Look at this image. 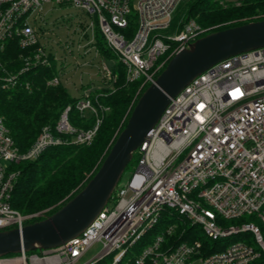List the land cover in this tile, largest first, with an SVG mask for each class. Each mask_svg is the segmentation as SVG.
<instances>
[{"label":"built area","instance_id":"1","mask_svg":"<svg viewBox=\"0 0 264 264\" xmlns=\"http://www.w3.org/2000/svg\"><path fill=\"white\" fill-rule=\"evenodd\" d=\"M183 1L0 0V92L18 87L30 91L33 72L57 63L49 41L41 40L38 23L49 3L94 15L106 49L125 68L126 82L149 85L175 54L214 28L189 19L167 33ZM85 30H91L88 45L101 59L94 47V24ZM13 46L20 53L9 66L1 56ZM61 49L67 53L69 44ZM62 59L47 86L65 85ZM112 65L97 68L109 85L115 81ZM76 99L74 109L82 118L94 117L93 126L74 128L67 106L54 125L40 129L25 152L14 145L0 113V231L21 229L47 212L22 215L11 208L18 176L12 165L35 160L51 147L89 145L95 137L109 108L89 92ZM136 151L128 179L118 183L112 199L79 236L40 254L1 257L0 264H79L94 243L101 250L85 264L108 256L110 264H264V47L217 63L186 85ZM165 212L176 222L153 234ZM184 222L199 227L205 240L219 243L216 250L208 253L213 246L204 247L197 239L181 241L184 230L175 238L178 223ZM235 235L242 239L229 240ZM146 237L148 243L135 250Z\"/></svg>","mask_w":264,"mask_h":264},{"label":"trees","instance_id":"2","mask_svg":"<svg viewBox=\"0 0 264 264\" xmlns=\"http://www.w3.org/2000/svg\"><path fill=\"white\" fill-rule=\"evenodd\" d=\"M236 3H226L222 6L219 0H192L185 4L186 10L184 16L180 17V25L193 19L201 27H214L210 31L214 32L246 24L250 21H243V19L247 18H256L251 21L264 20V0H239L238 4ZM176 21L178 20L174 16L173 24ZM132 30H134V25L130 28L129 35ZM94 47L101 58L114 59V56L106 49L97 27L94 31ZM19 53L20 50L13 46L12 50L6 51L1 56L2 61L10 66ZM111 70L115 81L110 88L96 90L91 96V98L96 97L98 103L108 107L109 111L104 114L96 135L89 145L69 143L51 147L35 160L20 162L10 167L18 173L10 195L11 208L22 215L47 210L43 217L33 222L53 214L84 187L106 157L119 132L126 125L138 97L148 86L147 84L142 85L140 80L126 82L125 68L119 62L113 63ZM33 73V84L30 91L18 87L14 90L0 92V113L4 117L5 126L14 145L20 152L28 150L43 126L54 125L67 106L71 107L68 118L74 128L87 130L94 124V117H80L74 109L77 99L71 98L62 85L54 87L46 85V81L56 74L54 62L50 69L40 68ZM133 163L136 161L132 156L123 174L131 166L133 167ZM113 196L114 192L109 201ZM167 215L168 213L165 212L161 217L152 231L153 234L176 222L174 218H169ZM232 222L235 221H229V223ZM180 230H184L180 237L181 241L197 239L204 247L213 246L208 253L214 252L216 250L214 246L219 244L205 240L195 231V226H190L187 222L178 223L175 238ZM228 242L229 240H225V245ZM147 243L146 237L137 244L135 250L138 251ZM27 254H40V252L33 251ZM111 260L112 257L108 256L95 264H110Z\"/></svg>","mask_w":264,"mask_h":264},{"label":"water","instance_id":"3","mask_svg":"<svg viewBox=\"0 0 264 264\" xmlns=\"http://www.w3.org/2000/svg\"><path fill=\"white\" fill-rule=\"evenodd\" d=\"M264 47V20L208 33L175 54L138 97L126 125L84 187L50 216L0 231V258L55 249L79 236L112 196L119 180L170 99L213 65Z\"/></svg>","mask_w":264,"mask_h":264},{"label":"rangeland","instance_id":"4","mask_svg":"<svg viewBox=\"0 0 264 264\" xmlns=\"http://www.w3.org/2000/svg\"><path fill=\"white\" fill-rule=\"evenodd\" d=\"M192 0H184L176 9L174 16L178 21L173 24V27L167 30V33L176 31V24L179 22L180 17L184 16L186 10V3ZM239 0H219V3L224 6L226 3L238 4ZM41 24V40L42 42L49 41V51L56 57V69L62 66L60 60L64 57L66 59V83L63 84L67 93L71 98H79L83 96L84 92H89L91 96L95 94L96 90L103 88H110L106 81H101L97 74V68L100 63L108 66L115 63V60H106L104 58H97L93 49L88 45L92 38L91 30H85L91 23L94 24V31L96 25L94 15L88 14L80 9L73 8L72 6L57 5L49 3L43 6L42 14L38 17V23ZM86 31V32H85ZM83 32L85 34L82 36ZM64 43L69 44V51L64 53L61 47ZM81 46L77 50V46ZM90 48V49H89ZM63 60V59H62ZM138 152L133 153V160L136 161ZM136 163H133L126 172L123 174L120 183L128 179L133 171ZM229 223V222H228ZM234 224V222L229 223ZM195 231L202 236L199 227ZM242 239V236H231L229 240L237 241ZM101 250L100 243L91 245L86 253L81 257L79 264H85L92 260ZM124 263V262H123Z\"/></svg>","mask_w":264,"mask_h":264}]
</instances>
